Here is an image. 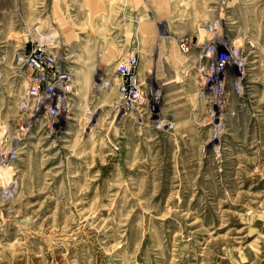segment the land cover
<instances>
[{"label": "rangeland", "instance_id": "obj_1", "mask_svg": "<svg viewBox=\"0 0 264 264\" xmlns=\"http://www.w3.org/2000/svg\"><path fill=\"white\" fill-rule=\"evenodd\" d=\"M0 42H58L76 83L59 125L0 91V264H264V0H0ZM133 51L143 115L114 85Z\"/></svg>", "mask_w": 264, "mask_h": 264}, {"label": "built area", "instance_id": "obj_2", "mask_svg": "<svg viewBox=\"0 0 264 264\" xmlns=\"http://www.w3.org/2000/svg\"><path fill=\"white\" fill-rule=\"evenodd\" d=\"M191 45L192 40L176 42L177 49L183 54L189 52ZM230 45L229 43L228 46ZM240 45L241 43H237L238 47ZM228 46L220 55L229 56ZM5 47L6 44L0 42V91L8 80L10 92L16 91L18 82L24 87L23 91L27 98L26 102H21V107H29L35 119L37 114H42L53 124L73 121L76 83L73 78V68L69 65L70 56L66 54L67 48H62L58 42H53L49 46L31 42L18 53L17 47L14 46L10 56ZM217 48L218 45L212 43L202 50L201 56H214L218 51ZM226 65V60H219L214 72L223 77ZM114 73L116 93L124 112L136 111L139 115L147 111L151 112L153 105L149 101L157 98V95L141 78L137 52L133 51L122 56L116 64Z\"/></svg>", "mask_w": 264, "mask_h": 264}, {"label": "bare ground", "instance_id": "obj_3", "mask_svg": "<svg viewBox=\"0 0 264 264\" xmlns=\"http://www.w3.org/2000/svg\"><path fill=\"white\" fill-rule=\"evenodd\" d=\"M232 14V13H231ZM222 22V21H221ZM212 26H210L209 27V29L210 30H212ZM216 31V30H215ZM230 31H231V29H230ZM217 32V31H216ZM214 38H215V40H214ZM218 38H219V36H218ZM220 39V38H219ZM210 41H220L221 43H223V41L222 40H216V37H211L210 38ZM236 41V40H235ZM233 46V48H236L237 47V44H233V45H231V47ZM230 47V46H229ZM235 52V51H234ZM229 55H230V58H228V60H227V64H230V62H235V64L238 62V61H243V60H241V58L238 56H236L235 54H233V53H231V52H229ZM232 56V57H231ZM233 58H236L237 59V61L236 60H233ZM245 63V62H244ZM242 64V63H241ZM247 63H245L244 65H246ZM237 65V64H236ZM239 67V66H238ZM242 67V66H241ZM216 69H218V68H216ZM238 69V74L240 75V76H238L237 77V80H241L242 78H241V76L244 74V71L242 70L241 71V69L240 68H237ZM214 71H215V69H214ZM248 72V71H247ZM244 76V75H243ZM17 146V145H16ZM15 146V147H16ZM27 146V145H26ZM3 166V165H2ZM3 172V171H2ZM9 175V174H8ZM78 232V231H77ZM89 232V231H88ZM75 233V232H74ZM57 234V233H56ZM63 234V233H62ZM56 243V242H55ZM54 243V244H55ZM60 243V242H59Z\"/></svg>", "mask_w": 264, "mask_h": 264}]
</instances>
